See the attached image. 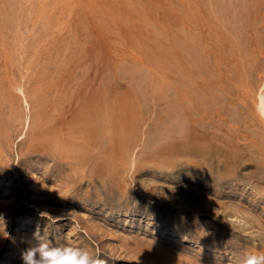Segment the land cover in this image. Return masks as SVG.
Masks as SVG:
<instances>
[{"label":"rangeland","instance_id":"1","mask_svg":"<svg viewBox=\"0 0 264 264\" xmlns=\"http://www.w3.org/2000/svg\"><path fill=\"white\" fill-rule=\"evenodd\" d=\"M264 254V0H0V264Z\"/></svg>","mask_w":264,"mask_h":264},{"label":"clouds","instance_id":"2","mask_svg":"<svg viewBox=\"0 0 264 264\" xmlns=\"http://www.w3.org/2000/svg\"><path fill=\"white\" fill-rule=\"evenodd\" d=\"M79 249L50 247L47 242L30 245L21 252L22 264H102L88 254H79ZM244 264H264V254L247 255Z\"/></svg>","mask_w":264,"mask_h":264}]
</instances>
